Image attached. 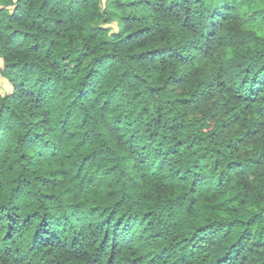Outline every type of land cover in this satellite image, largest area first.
<instances>
[{"label":"clouds","instance_id":"9594fccd","mask_svg":"<svg viewBox=\"0 0 264 264\" xmlns=\"http://www.w3.org/2000/svg\"><path fill=\"white\" fill-rule=\"evenodd\" d=\"M0 264H264V0H0Z\"/></svg>","mask_w":264,"mask_h":264}]
</instances>
